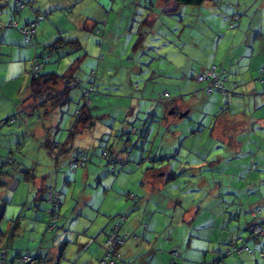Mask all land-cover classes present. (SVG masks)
<instances>
[{"label": "rangeland", "instance_id": "obj_1", "mask_svg": "<svg viewBox=\"0 0 264 264\" xmlns=\"http://www.w3.org/2000/svg\"><path fill=\"white\" fill-rule=\"evenodd\" d=\"M37 1L41 19L36 49L19 30L35 13L26 9L15 14L12 0L0 9V22L19 21L17 28L0 29V103L8 106L0 119L5 153L0 161L12 159L0 172V251L7 249L9 258L30 253L42 264H100L108 221L114 223L111 228L121 223L120 232L133 235L124 247L138 242L136 249H156L158 255L162 250L164 258L175 256V263H212L231 249L226 237L241 231L247 238L250 234L235 215L241 210L245 224L253 219V207L260 206L264 218V168L257 172V163H252L254 156L264 155V127L250 123L237 140L212 134L219 116L252 118L253 100L244 93L208 95L195 77L207 75L215 64L227 70L233 88L231 78L238 66L232 56L247 47L260 58L264 0H220L219 5L207 0L173 12L164 11L161 0ZM235 13L242 15V23L231 27ZM246 42L253 45L241 46ZM35 57L45 63L42 73H70L79 84L70 90V100L47 117L42 97L29 100L38 107L28 114L31 124H25L16 104L31 94L28 67ZM86 90L94 123L71 134L76 112L86 104ZM165 92L170 97L164 98ZM172 105L190 113L180 118L181 111L176 121L173 116L163 119ZM45 123L58 125L50 138L56 141L53 155L59 161L49 153L52 141L48 146L38 133ZM134 128L143 135L132 133ZM117 133L129 138L122 155L112 152ZM77 155L86 156L87 165L73 169L71 160ZM171 171L159 188L153 180ZM260 172L263 181H253ZM32 173L50 185L43 200H35L37 185L28 177ZM50 187L59 192L61 205L49 229ZM196 207L200 215L190 229L181 217L184 210ZM86 243L91 249L83 248ZM249 243L254 249L256 241ZM252 261L256 256L233 252L219 264Z\"/></svg>", "mask_w": 264, "mask_h": 264}, {"label": "trees", "instance_id": "obj_2", "mask_svg": "<svg viewBox=\"0 0 264 264\" xmlns=\"http://www.w3.org/2000/svg\"><path fill=\"white\" fill-rule=\"evenodd\" d=\"M10 0H0V9L4 8L6 6V4L9 3ZM14 3V9L13 11L15 12V14H19L20 12H22L23 10L26 9H30L35 13V19L31 20V21H27L24 25H22L19 30L22 33V35L24 36V41L26 42L27 45L33 47V48H37L38 46V26L40 25V19H41V15L36 14L37 11H39V9H37V5H38V1L37 0H12ZM162 2H164L165 4V9L164 11L167 12H173V11H177L179 8H181L184 5H190V6H201L203 5L207 0H169L171 2V5L168 4L167 5V1L168 0H161ZM212 1L215 5H219L220 4V0H210ZM21 4L23 5V7H21ZM241 14L240 13H235L234 14V18H233V22L231 24V27H235L238 22L241 19ZM17 28L19 27V21L15 18V19H11L9 22L7 23H2L0 22V29H4V28ZM34 28V32L33 28ZM90 29H94V26H91ZM27 32H32L30 35L28 36ZM75 43H77L79 46V42L77 40H75ZM33 64H39L41 66V68L39 69V71L37 72V74H34V72L31 70L32 69V65ZM213 66L217 67V73H218V78L220 79V83L223 86L221 89L219 88H212L211 92H209L211 83L214 82V78L213 76H209L208 74H199V75H203L204 77H206L205 80L201 81V83L205 84L204 88L206 91V93L208 95L213 94L215 91H226V92H231L232 96H238L240 93H238L236 91V89L239 87L240 83L238 80H231V84L233 85V88L230 87L229 83H230V79L227 73V70L225 68H221L220 66L217 65H212L211 68ZM211 68H209V71L211 70ZM43 69H45V63L43 60L35 57L30 61L29 67H28V73L30 74V76L32 77L31 82H30V96L27 99H24L20 102L17 112L18 114L20 113L23 117H22V121L23 123L27 124L29 121V115L34 114L36 108L38 107V104L35 105L34 103L29 106V110L28 112H26L23 108V104L27 101H29L30 99L35 100L37 98L42 97L43 100H41L40 104L42 107H44L46 114H49L50 109L49 108H57L58 106L64 104L65 102H68L70 100V90L74 87H76L79 83L78 81L75 79V77L72 74H67L65 76H60L56 73H42ZM260 75L258 77L257 80L259 81H263V76H264V66H262L260 69ZM209 73V72H208ZM197 79V77H195ZM200 82V81H199ZM206 82V83H205ZM227 83V84H226ZM93 89V87H91ZM94 91V89H93ZM90 96L91 94L89 93L88 90L85 91L84 93V98L86 100V104L85 106H83V108H80L79 110H77L76 112V120L75 123L73 124L71 130V134L77 132L78 128L80 127H90L91 125H93L94 123V116L90 111V108L88 107V101H90ZM164 98L170 97V94L168 92H165L163 94ZM32 107V108H31ZM31 108V109H30ZM226 108H229L227 103H226ZM226 110V109H225ZM22 112H26V114H22ZM14 120L16 121L17 119L14 118ZM11 121V120H10ZM58 128V127H56ZM132 131H135L137 133H141V131H138L136 128H134ZM52 141V148H56L57 144L55 139H51L49 136L46 140V144L48 146L51 145ZM103 155L107 156L108 152L104 151ZM77 158L78 161H75L74 159ZM83 158L85 159V162L83 163ZM115 159H111L110 162L114 163V171L116 170V160ZM12 159L8 158L5 161H0V172L1 169L5 166H8L9 164H11ZM71 164L73 166V169L78 168L80 165L81 166H86L87 165V158L84 155H77L76 157H73L71 160ZM132 195V194H131ZM137 199V198H136ZM253 207V209L251 210V213L253 214V219L252 221H249L246 225V227L244 228L245 231H247L250 235L249 237L251 238L252 241H259L262 238H264V218L262 217V208L260 206H256V208ZM257 209L261 210L260 215L255 216L254 213ZM3 215V213L1 214V216ZM122 217L126 218V215H123ZM261 225L263 232L261 234H255L251 228L253 225ZM112 229V228H111ZM110 231V230H109ZM109 233V232H108ZM108 233L106 234V237L108 235ZM124 235V234H123ZM130 236L132 237L133 235H126L125 236V242L123 245H121L119 247L120 252L122 253V258L119 260V263L121 264H125V255L123 252V248L126 245L127 239H130ZM230 248L228 249V251L225 253V255L223 254L222 257H218L217 259H215L212 263L210 264H219V262L226 256L232 254L233 252H246L249 255H254L256 254L255 249H253L252 247H250L247 243V239L245 238V235L240 232H234L230 235ZM136 237V236H134ZM106 240V239H105ZM105 243V241H104ZM104 243H103V249H104ZM1 249V248H0ZM6 250V254H7V263L8 264H18L17 259L20 258L22 255L24 254H30V253H24V254H20L18 253L16 257L14 258H9V254H8V250L7 249H3ZM261 256H264L263 251L260 253ZM32 255V254H30ZM33 256V255H32ZM36 257V256H34ZM105 257V249L103 251V255L100 259V264H103V259ZM36 259L38 260V258L36 257ZM38 263L41 264V262L38 260Z\"/></svg>", "mask_w": 264, "mask_h": 264}, {"label": "crops", "instance_id": "obj_3", "mask_svg": "<svg viewBox=\"0 0 264 264\" xmlns=\"http://www.w3.org/2000/svg\"><path fill=\"white\" fill-rule=\"evenodd\" d=\"M238 23L239 24L242 23V16H241V19H240V21ZM261 29H263V28H261ZM261 38H262V45H263V47H262L263 53L260 55L259 59L255 58L253 56V48H251V50H250L247 47H241V46H247L250 43H252V45H253V42H246L244 45H241L240 47H241L242 50L240 52H238V53H235L232 56V60H237L234 63L238 66V68H237L238 71L236 69V72L234 73V76H232L231 79L239 81L240 85L236 89V91L238 93H240L239 95H241L243 93L251 95V97H252L251 100H253V107H254L253 113H254V116L252 118L251 117L247 118V120H244L242 117H239V116H234V117H227V116L220 117L219 116L218 118H215V122H214V125L212 127V134H214L215 136L221 137V138L226 139V140H229V139H231L233 137H235V139H236L238 137L244 136L245 133L243 131L246 128L249 127L250 123H251V125H253V123H257L260 127H264V98L262 99L259 96V94H264V79H263V81L257 80L258 77H259V72L258 73L255 72L256 70H259L262 66H264V39L262 37V34H261ZM191 72H193V70H191ZM196 72H198V71H194L193 74L196 73ZM193 74H192V76H193ZM263 78H264V76H263ZM28 102L29 101H27V102H25L23 104V108H24V110L26 112L30 111L29 110V106H31L34 103V102H31V104H30ZM262 102H263V107H260ZM16 106H17V109H18V106H19L18 103L16 104ZM150 108H151V106H150ZM7 109H8V106L4 105L3 103H0V119H3V115L5 114L4 112ZM49 109H50V112L54 111L53 108H49ZM172 109H175V113H173V114L170 113V111ZM168 111L169 112H165V114L163 115V119L168 120V117L173 116L171 118V120L172 121H176L175 118L178 117V114L181 111H183V110H182V108H179L178 106L172 105V108L168 109ZM189 111H188V114L190 113ZM183 112H185V111H183ZM44 114L46 115V117L49 116V114H46V113H44ZM188 114L186 116H188ZM186 116H184V117H186ZM184 117H180V118H184ZM50 123H53V120ZM28 124H31V120L28 121ZM177 126H178V124H177ZM56 127H58L57 124H53L52 126H49V125H47V123H45V126L44 125L43 126H38V133H40L41 136L45 140H47L48 136L51 137L50 136L51 130H54V128H56ZM89 128L90 127H80V128H78L77 133L80 132V131H83L85 129H89ZM181 131H183V130L179 126L177 133L180 136L182 135V133H180ZM127 132H130V130H128ZM235 132H238V133L236 134ZM132 133L137 134V135H143V130H142L141 133H137L135 131H132ZM27 134L30 135L31 132L29 133V131H27ZM117 134H119V133H117ZM134 134H132V135H134ZM123 135L124 134H122V135L119 134L120 137L118 138V144L116 145L115 149L112 150V152L113 151L114 152L118 151L119 154L122 155L123 152L125 150H127V146H128L127 145L128 144L127 140H129V138H126ZM179 139H181V138H179ZM243 147H244L243 144L240 145L239 146V150L242 151ZM49 150H50L49 153L51 154L52 158H56L57 161H59V158L53 155V152L57 151L58 149L57 148H52V149H49ZM235 150H236V147H235ZM0 154L1 155H3V154L5 155V153L1 150V146H0ZM252 163L253 164L257 163V164H254V166L257 169V172H259L261 168H264V155L254 156ZM117 168H116V170H117ZM172 174H173L172 171L169 172L168 174L167 173L166 174H162L160 179L156 178L153 181L156 183V185L159 188H161L163 186V183L167 182L168 179L172 176ZM258 174H259V177L254 175V180L253 181H257V180L258 181H263L262 175L260 176L261 172L258 173ZM28 177L31 178L36 183L35 186L37 185L38 192L36 194L35 200H43L45 198L44 189L46 187L50 186V185L45 183L42 180V178L38 177L37 174H35V173H32V175L28 176ZM246 184L250 185V183L248 182V179H247ZM253 184H254V182L251 184L250 188L253 186ZM256 184L257 183L255 182V185ZM242 188H246V186L242 187ZM240 193H242V192H240ZM262 199L264 200V198H262ZM175 203L177 205H180L181 201L177 200V202H175ZM171 206H176V205L171 203ZM136 208L137 207L134 206L132 208V211H134ZM175 211H176V208H175ZM199 215H200L199 209H197V207H196V208H193L191 210H184L181 219H182V222H187L188 225L191 227L190 229H192V227L194 225L193 222L199 217ZM155 218L156 217L152 216L151 222L152 221L154 222ZM235 218H237L239 220V225H241L240 227L243 226L245 228L247 223L249 222L248 221V222H245V224H242V222H241L242 221L241 220L242 219V211L241 210L236 212ZM113 224H114L113 221H108L107 222V225L110 228L109 229L104 228L103 231H104L105 238H106V234L109 232V230L111 229V226H113ZM226 226H227V224L224 225L223 227L226 228ZM227 228H230V226H228ZM238 229H240V228H238ZM153 230L157 231L158 229H153ZM191 231H193V230H191ZM101 232H102V230L100 231V233ZM198 234L199 233H197L196 235H198ZM149 236H150V233L147 235V237H149ZM197 237H200V235L197 236ZM206 238L210 239L208 234H207ZM246 239H247L248 245H250L249 242L252 241L251 238L248 236ZM145 242H150V240L145 241ZM224 242L225 243L230 242V238L228 239V237H226ZM131 243H132V246H130L128 244L126 247L123 248V252H124V255H125V264H193V263H187L184 260H182L184 263H175V258H173L175 256L171 255L172 256L171 258L169 256L164 258V256H163L164 252L162 250H161V254L162 255H160V254L158 255V251L156 249H152V248H150V249L141 248V249H145L143 251L144 252L143 254H146V255L143 256V258L139 260L138 258L140 257V253H141L140 250L141 249H136V247H135L138 244V242H134L133 243V241H131ZM146 245L149 246L151 244L147 243ZM189 245H190V243H189ZM91 247L92 246L89 245L88 243H86L83 246V248H88V249H91ZM167 247L168 246L166 245V248ZM0 248H1V246H0ZM153 248H155V246ZM156 248H158V245L156 246ZM254 249L256 251V254H254V256H256V261H252L254 263H234V264H264V256H261V254H260L262 251L264 253V238H262L259 241H256V245H255ZM175 253H177V250L175 251ZM8 254H9V251H8ZM17 254H16V256H17ZM178 257H180V256H178ZM158 258L161 259L162 263H156V262H159ZM130 261H132V263ZM49 264H51V263H49ZM84 264H88V263H84ZM196 264H210V263H196Z\"/></svg>", "mask_w": 264, "mask_h": 264}, {"label": "built area", "instance_id": "obj_4", "mask_svg": "<svg viewBox=\"0 0 264 264\" xmlns=\"http://www.w3.org/2000/svg\"><path fill=\"white\" fill-rule=\"evenodd\" d=\"M21 7L23 5L21 4ZM34 32V28L32 27ZM32 32H27L28 36H31L30 34ZM41 66L39 64H33L32 65V71L34 74H37ZM208 75L213 76L214 82L211 83L209 92H211L212 88H219L221 89L223 86L220 83V79L218 78V73H217V67L213 66L211 70L209 71ZM206 77L203 75H198L197 80L198 81H203L205 80ZM75 161H78L77 158L74 159ZM85 162V159L83 158V163ZM131 196V195H130ZM135 196L132 195V198ZM47 200L49 203H51V207L49 208V213L51 215V222L49 224V229L52 228L55 225L54 219L58 216L59 212V207L61 205V200H60V194L54 187H50L47 192ZM261 210L257 209L254 213L255 216L260 215ZM125 219V217H123ZM52 223V224H51ZM121 228V223H118L115 225L108 233L105 243H104V249H105V257L103 259V264H121L119 263V260L122 258V253L119 250V247L124 244L125 242V236L120 232ZM252 231L255 234H261L263 232L262 226L261 225H253L252 226ZM7 254L6 250H1L0 251V264H8L7 263ZM18 264H39L38 260L36 257L30 255V254H24L20 258L17 259Z\"/></svg>", "mask_w": 264, "mask_h": 264}, {"label": "water", "instance_id": "obj_5", "mask_svg": "<svg viewBox=\"0 0 264 264\" xmlns=\"http://www.w3.org/2000/svg\"><path fill=\"white\" fill-rule=\"evenodd\" d=\"M170 113H171V114L175 113V109H172V110L170 111ZM187 114H188V111L182 112V113L180 114V117H184V116H186Z\"/></svg>", "mask_w": 264, "mask_h": 264}]
</instances>
